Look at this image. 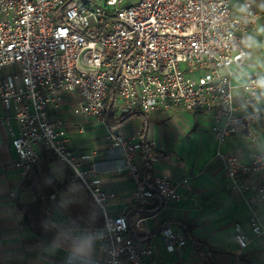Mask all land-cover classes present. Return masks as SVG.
Returning a JSON list of instances; mask_svg holds the SVG:
<instances>
[{
  "label": "built area",
  "instance_id": "2783aa9c",
  "mask_svg": "<svg viewBox=\"0 0 264 264\" xmlns=\"http://www.w3.org/2000/svg\"><path fill=\"white\" fill-rule=\"evenodd\" d=\"M124 1L0 0V101L5 111L0 123L9 128L17 155L13 166L26 178L38 163L40 150L52 153L104 217L93 232L106 258L71 257L66 264H160L154 244H138L132 237L145 232L144 222L155 215L134 212L152 207L158 199L163 206L180 203L179 188L189 184L188 177L175 182L155 174L150 184L142 167L153 171L170 156L146 140L142 157V131L124 137L112 130L108 141L112 149L122 151L134 201L129 210L109 216L110 197L101 187L95 153L76 152L64 120L50 116V109H59L67 95H78V116L102 125L108 124L109 107L119 116L180 108L210 114L220 145L239 135L257 147L254 127L260 124L264 132V75L251 77L242 86L241 103L233 83L252 57V36L261 12L250 9L237 16L233 0H140L122 7ZM216 159L230 180L228 189L242 196L251 212L255 238L264 239L259 218L264 205V152L256 151L249 162L222 152ZM252 177L263 181L254 186ZM235 232L238 245L246 249L250 242L240 223ZM81 234L75 230L69 237L75 242ZM162 237L167 253H178L188 244L185 233L170 227L162 230ZM172 264L184 263L178 255Z\"/></svg>",
  "mask_w": 264,
  "mask_h": 264
},
{
  "label": "crops",
  "instance_id": "0c3cea01",
  "mask_svg": "<svg viewBox=\"0 0 264 264\" xmlns=\"http://www.w3.org/2000/svg\"><path fill=\"white\" fill-rule=\"evenodd\" d=\"M259 3H264V0H259ZM250 9L259 11L249 6L239 16ZM248 79L235 84L238 103L243 101L242 86ZM78 98L77 94L67 95L59 109H50V116H60L64 120L76 152L95 153L101 187L110 197L107 202L109 216L116 217L129 210L134 201L132 182L123 169L122 151L112 149L108 141L112 130L124 137L142 131L144 137L141 142L149 140L158 151L170 156L168 161L153 168V175L166 176L175 182L189 178L188 187L179 188L181 202L163 206L154 217L162 212H166V216L150 226L147 225L150 219L146 220L143 224L145 232L136 235L141 244L156 246L160 264H172L177 261L178 255L184 264H264V239L255 238L251 212L244 198L228 189L230 180L222 162L216 159L217 153L222 152L249 162L256 151L264 152V132L260 124L254 127L259 135L257 147L249 145L239 135L229 137L220 145L214 134L217 149L201 156L196 153L207 140V130L200 127L197 119L208 113L188 112L180 108L150 115L138 112L121 126H117L116 121L123 115L112 113L111 122L102 125L95 119L76 114ZM3 115L5 111L0 101V116ZM190 117L196 121L194 124ZM170 118L176 121L174 123L179 129L178 120L184 118L188 122L184 123L188 131L181 130L187 142L184 158L178 151L164 148L171 142L165 127ZM12 126L16 128L15 123ZM81 128L84 130L81 131ZM211 137H208L209 140ZM16 159L9 128L0 123V264H66L71 257L104 260L106 257L93 232L94 228L103 224L104 217L83 185L74 179L73 173L52 153L40 150L38 163L23 178L13 166ZM142 168L144 170L146 165ZM262 181L263 177L250 179L254 186ZM42 182L49 187V194L39 188ZM250 195L251 192L247 194ZM38 200L44 203L52 229L59 231L51 242H45L33 232L27 220L28 214H24L22 209V206H29ZM259 218L264 225V205L259 208ZM166 222L169 223L167 227L185 233L188 238L187 246L178 253H167L162 245V230L159 227ZM237 223L242 225L250 242L244 250L235 239ZM182 224L190 226L189 234ZM75 230H82V234L78 241L72 242L69 233Z\"/></svg>",
  "mask_w": 264,
  "mask_h": 264
},
{
  "label": "rangeland",
  "instance_id": "374dc122",
  "mask_svg": "<svg viewBox=\"0 0 264 264\" xmlns=\"http://www.w3.org/2000/svg\"><path fill=\"white\" fill-rule=\"evenodd\" d=\"M139 1L140 0H125L122 7L127 6L129 4H135ZM249 6H252L255 9L259 10L262 13L263 18L259 20L257 31L252 36V57L249 60L248 64L240 69L238 76L234 78V81H233L234 85L236 83L237 84L242 83L243 81L247 80L250 76L264 75V3H259V0H233L234 13L237 16H239L240 12L244 11ZM191 119H192L191 123L194 124L196 121H194L193 118ZM182 120L180 119L177 121V123L181 127L180 129L175 124L176 121L172 118H170L165 123V127L167 129L168 135H170V138H171V142L168 143L167 146L164 145V148L174 149L179 152L181 157L184 158V156L186 155L187 142H186V136L181 133V130L183 129V131H186V130L188 131V127L185 126V124H188V122L184 118H182ZM197 122L199 123L201 128H204V130H207V134H206L207 140L204 141V143L200 146L199 151H197L196 153V154L199 153L201 154V156H203L204 154H208V152L211 149L212 150L217 149V144L215 143V140L213 137L215 134V130L213 129L215 127V124L210 114L205 115L201 118H198ZM210 135H212V137L209 140L208 137ZM39 188L45 194L50 193L49 187L43 182ZM166 214H167L166 212H162L159 216L150 218V221H148L147 225L150 226L162 220L166 216Z\"/></svg>",
  "mask_w": 264,
  "mask_h": 264
},
{
  "label": "trees",
  "instance_id": "16d2710c",
  "mask_svg": "<svg viewBox=\"0 0 264 264\" xmlns=\"http://www.w3.org/2000/svg\"><path fill=\"white\" fill-rule=\"evenodd\" d=\"M115 100V94H111L109 98V103H113ZM138 112H132L129 113L128 115L122 116L120 119L116 121L117 126H121L125 124L129 119H131L135 114ZM107 119L108 123L111 122L112 120V112H111V107L108 108L107 111ZM147 151V146L142 142V157H145V152ZM144 177L149 181L151 184L152 179H153V173L150 169L149 166H146L143 170ZM44 203L42 201L38 200L35 203L29 205V206H22L24 214H28L27 220L30 223V226L33 230L34 233H36L40 238H42L45 242H51L55 236L59 233L58 230L52 229L51 227V220L50 218L46 215L44 211ZM163 209L162 201L161 199H158L157 202L150 208L146 210H138L135 211V214H141L144 217H151L156 214H158L161 210ZM168 222L162 224L159 227V230H163L168 226ZM182 227L187 231V233H190V226L186 224H182ZM134 240L138 243L141 244L140 240L136 237V235H132Z\"/></svg>",
  "mask_w": 264,
  "mask_h": 264
},
{
  "label": "water",
  "instance_id": "95a60500",
  "mask_svg": "<svg viewBox=\"0 0 264 264\" xmlns=\"http://www.w3.org/2000/svg\"><path fill=\"white\" fill-rule=\"evenodd\" d=\"M80 66L86 68L85 65L82 62L80 63Z\"/></svg>",
  "mask_w": 264,
  "mask_h": 264
}]
</instances>
